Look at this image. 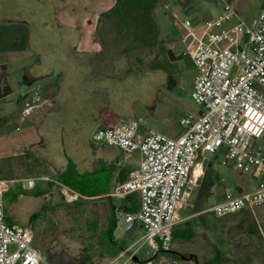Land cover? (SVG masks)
<instances>
[{
    "label": "built area",
    "instance_id": "built-area-1",
    "mask_svg": "<svg viewBox=\"0 0 264 264\" xmlns=\"http://www.w3.org/2000/svg\"><path fill=\"white\" fill-rule=\"evenodd\" d=\"M214 1L221 6L217 16L199 26L189 20L183 23L193 40L183 55L191 57L198 72L191 96L199 111L180 119L181 134L170 137L155 129L142 132L143 121L135 118L119 120L92 134L94 143L140 155L138 168L105 197L125 200L136 195L138 207L123 211L116 227L128 233L139 226L143 234L108 264H147L137 254L143 246L160 258L172 250V232L183 221L179 208L191 198L198 181L195 168L208 155L222 156L224 165L249 175L256 187L226 192L206 212L221 218L242 210L253 213L256 206L264 205V148L255 144L264 137V4L251 22L238 19L233 23L239 15L231 2ZM29 94L21 122L47 102L41 86ZM12 181L0 178V264H41L33 226L6 219L4 196ZM34 186V179H27L22 189ZM62 193L65 199L81 198L67 187Z\"/></svg>",
    "mask_w": 264,
    "mask_h": 264
},
{
    "label": "rangeland",
    "instance_id": "rangeland-1",
    "mask_svg": "<svg viewBox=\"0 0 264 264\" xmlns=\"http://www.w3.org/2000/svg\"><path fill=\"white\" fill-rule=\"evenodd\" d=\"M244 1L242 19L249 21L258 13L257 0ZM220 12L221 6L214 0H195L186 6L171 0L167 7L157 8V20L161 37L165 39L166 51L152 61L147 70L132 72L129 92L125 94L123 108L120 109L126 119H142L143 127H153L170 137L181 133L180 119L199 110L191 96L198 72L191 57L183 55L193 40L187 36L183 23L189 20L195 26ZM167 50H171L176 58H170ZM38 84L35 82L26 87L28 91L25 94L17 92L13 95V108L7 116L4 111L10 105L4 100L0 101V178L13 180L9 183V192L4 196L5 208L20 225L33 226L34 245L43 257L41 264H108L112 257L107 253L104 242L112 201L101 196L103 193H91L87 188L83 190L78 182L65 185L53 181L54 184L49 186L48 180L54 179V176L39 162L47 159L45 155L56 161L61 144L47 138L46 146L41 147L40 143L32 142L37 125L27 119L26 122L19 121V107L30 99L29 92L40 86ZM126 88L128 91V86ZM152 113L158 117L159 123L151 119ZM164 114L168 115L166 122H162ZM24 138L28 142L18 144L17 141ZM255 144L264 148V137ZM77 146L80 154H92L93 146L84 139ZM62 149L71 154L66 143ZM30 152L33 159H29ZM207 157L212 160L219 175L212 186L213 193L199 199L200 185H195L187 205L181 206L179 212L183 217L193 213L196 215L186 218L177 226L183 229L189 224L193 226L195 235L189 241L174 240L172 243V250L186 255L188 259L178 260L167 255L150 259L152 254L147 246H143L137 254L142 260H148L147 264H203L214 256L215 248L222 253L220 264H264V205L256 206L253 213L242 212L221 218L205 211L219 201L220 191L235 190L242 178L251 183L253 181L247 174L241 176L231 166L224 165L222 156ZM73 160L79 164L81 158L75 157ZM133 160L139 161L138 153L133 154ZM41 175L46 176L47 180ZM27 179H34L35 187L23 190L22 184ZM63 187L79 193L81 198L65 199ZM38 190H42V193L35 195ZM113 202L117 206L119 200L113 199ZM34 215H38L36 219H32ZM116 217L118 221L121 220L122 212L119 209ZM254 224L257 230L251 233L248 230ZM142 234L139 226L128 233L116 227L113 236L117 242L124 240L125 248H128Z\"/></svg>",
    "mask_w": 264,
    "mask_h": 264
},
{
    "label": "crops",
    "instance_id": "crops-1",
    "mask_svg": "<svg viewBox=\"0 0 264 264\" xmlns=\"http://www.w3.org/2000/svg\"><path fill=\"white\" fill-rule=\"evenodd\" d=\"M230 2L239 15L233 22L243 20L246 1ZM114 3L115 0H0V94L4 89L8 91L6 95L0 96V101L4 100L10 105L4 113L6 116L11 113L15 93L25 94L28 91L26 87L39 82L42 96L47 102L34 108L26 118L37 125L36 136L32 135L35 140L32 142L44 147L47 138H50L61 144L56 161L45 155L47 159L39 163L46 166V171L54 179L57 173L64 172L70 164L80 175L99 173L98 179L107 189L101 196L127 180L129 173L138 168L140 161V155L139 161L133 160V154L138 152L127 153L118 146L94 143L91 139L98 128L112 127L119 120H127L120 109L123 108L125 94L129 92L133 71L128 69L124 61L116 64L103 55L96 38L100 15ZM263 4L264 0H257L258 11ZM254 18L243 21L249 23ZM200 24L198 22L195 26ZM160 39L165 40L161 37V29ZM22 107H19V121ZM167 116L164 114L162 122L168 121ZM152 118L159 123L154 113ZM26 119L22 122H26ZM148 129L154 128L141 126L142 132ZM83 139L93 146L92 154L79 153L77 143ZM17 142L24 144L28 141L24 138ZM64 143L68 145L71 154L62 149ZM75 157L81 158L79 164L73 160ZM31 158H34L32 153L29 156ZM196 169L199 174H196ZM208 174L214 178L219 177L212 160L207 157L199 160L195 168L197 183L200 185ZM41 177L47 180L46 176ZM96 178L90 189L99 182ZM80 180L78 177L76 181ZM253 183L242 178L231 192L253 190L256 182ZM225 192L220 191L219 200ZM40 193L42 190H38L35 195ZM212 193L211 188L209 194ZM107 198L112 201L111 206L116 214L118 209L123 212L138 207L136 195L119 200L117 206L113 202L115 198ZM5 213L9 223L19 224L6 208ZM193 215L196 213L181 217L184 221Z\"/></svg>",
    "mask_w": 264,
    "mask_h": 264
},
{
    "label": "trees",
    "instance_id": "trees-1",
    "mask_svg": "<svg viewBox=\"0 0 264 264\" xmlns=\"http://www.w3.org/2000/svg\"><path fill=\"white\" fill-rule=\"evenodd\" d=\"M171 0H115L114 5L103 12L98 20L96 28V38L101 45V53L109 58L110 61H124L126 66L131 71L147 70L150 63L158 59L165 51L164 41L160 39V26L157 20L156 9L168 5ZM181 5L186 6L195 0H177ZM230 1V0H229ZM170 58L174 59L171 50H167ZM7 89L0 94L6 95ZM216 158V156H215ZM99 173L78 174L75 167L70 164L64 172H59L56 178L48 181L49 186L54 182L65 185H72L78 182L83 190H89L91 184L94 185V178L99 182L92 186L91 193H105L107 189L101 185L98 179ZM80 177V181H76ZM93 177V178H92ZM92 178V179H91ZM218 178L206 175L200 183L198 189L199 199H203L209 194L215 181ZM54 181V182H53ZM94 182V183H93ZM202 202V201H201ZM249 212L242 210L235 214ZM251 213V212H249ZM232 214V215H235ZM38 215H34L32 219H36ZM117 217L112 206V212L109 218L108 227L105 230V249L107 253L114 257L126 247V242L123 240L117 242L114 239L113 233L117 225ZM185 228H175L172 232L173 240L189 241L195 235L193 226L187 224ZM249 232L253 233L257 230V226H250ZM167 256L178 260L188 259L186 255L179 254L173 250L166 253ZM154 259L156 254L151 256ZM193 256L191 255L190 258ZM222 253L218 248H215L214 256L207 259L203 264H220ZM148 260H142L147 262Z\"/></svg>",
    "mask_w": 264,
    "mask_h": 264
},
{
    "label": "water",
    "instance_id": "water-1",
    "mask_svg": "<svg viewBox=\"0 0 264 264\" xmlns=\"http://www.w3.org/2000/svg\"><path fill=\"white\" fill-rule=\"evenodd\" d=\"M134 260H135V261H137V260H138V258H137V257H135V258H134Z\"/></svg>",
    "mask_w": 264,
    "mask_h": 264
},
{
    "label": "bare ground",
    "instance_id": "bare-ground-1",
    "mask_svg": "<svg viewBox=\"0 0 264 264\" xmlns=\"http://www.w3.org/2000/svg\"><path fill=\"white\" fill-rule=\"evenodd\" d=\"M198 167H199V166H198ZM197 173L199 174L200 172H199V171L197 172V169H196V174H197Z\"/></svg>",
    "mask_w": 264,
    "mask_h": 264
}]
</instances>
